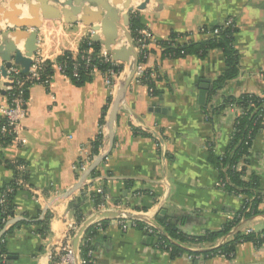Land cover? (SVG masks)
Returning a JSON list of instances; mask_svg holds the SVG:
<instances>
[{
  "label": "crops",
  "instance_id": "crops-1",
  "mask_svg": "<svg viewBox=\"0 0 264 264\" xmlns=\"http://www.w3.org/2000/svg\"><path fill=\"white\" fill-rule=\"evenodd\" d=\"M28 2L0 0V29L8 25L13 31H23L19 37L8 36L23 54L33 32L36 49L32 58L40 56L52 64L65 51L75 57L80 42L88 36L91 40L94 31L80 21L81 12L75 22H65L63 18L41 19L40 11L36 16L30 14L32 0ZM143 2L145 7L134 11L155 39L145 62V67L155 74L152 77L155 92L132 78L118 106L112 144L108 137V113L128 71L126 62L116 60L122 70L112 94L99 72L90 81L75 85L67 76L54 71L47 87L40 83L28 87L23 120L27 143L23 147L9 145L1 152L6 160L18 158L25 163L27 182L34 189L16 192L14 212L1 230L5 234L10 264H50L49 256L64 239L68 227L74 223L80 227L89 217L90 221L104 220L93 242L90 255L93 264H192L186 255L172 258L156 248L152 237L136 226L122 231L117 217L98 215L97 212L105 209L94 210L79 190L65 196L101 153L105 157L94 169L95 174L88 176L85 195L88 188L91 191L101 188L128 212L157 215L163 209L164 216L187 236L218 231L239 210L240 197L216 186L219 170L209 150L215 154L224 151L239 112L237 107L219 108L223 98L242 93L264 95V0H131L130 4L136 6ZM49 4L61 13L66 10L54 2ZM115 6L120 16L126 12L122 3ZM91 9L96 10L95 6ZM3 10L8 19L3 18ZM227 18H232L237 27L233 44L239 56V72L211 92L213 81L225 67L220 49H211L204 57L189 54L171 58L162 55L159 41L171 32L189 33L195 40L205 38L207 34L200 32L203 28L217 26ZM10 20H23L27 25L17 28L14 23L10 25ZM33 20L39 21L36 28L28 25ZM119 23L122 24L121 19ZM116 43V46L126 43L120 27ZM0 46L6 52L9 41L0 40ZM202 79L209 80V87L204 103L200 104L198 86ZM109 95L112 99L104 115L103 142L99 153L93 155L91 143L100 131L99 121ZM83 147L89 150L91 159L79 170ZM245 165V178L249 175L258 178V212L240 220L233 228L236 231L232 229L230 234L213 241H186L182 245L193 251L210 250L235 233L264 231V119ZM13 175L10 167L0 163V193ZM74 207L81 208V221L76 219ZM46 214H49L48 233L41 236L36 231V223ZM198 260H203V264H264V244L256 246L250 240L242 241L235 245L232 259L201 256Z\"/></svg>",
  "mask_w": 264,
  "mask_h": 264
},
{
  "label": "trees",
  "instance_id": "trees-1",
  "mask_svg": "<svg viewBox=\"0 0 264 264\" xmlns=\"http://www.w3.org/2000/svg\"><path fill=\"white\" fill-rule=\"evenodd\" d=\"M129 30L132 38H135L136 32L138 29L143 28L138 12L130 13L129 20ZM217 30L216 34H210ZM201 34L206 33L207 36L201 39H192L189 37V33H177L171 32L170 35L164 39L159 41V44L163 48L162 55L168 56L171 58L183 57L186 55H198L200 57H204L209 50L211 49H220L222 51L224 57V70L221 74L213 81V87L211 92L216 91L221 88L228 80L237 76L238 69V52L234 47L233 41L234 36L237 32V27L235 25L224 26L223 23L211 27V28H203ZM89 49L91 51L89 52ZM100 49V44L92 42L89 38H84L79 45L78 53L75 57L69 51H65L63 54L56 58V63L63 67L64 72L69 77L70 81L75 85H80L85 82L90 81L93 78L92 69L96 67L98 70L105 71L108 68H112L114 70H122V65H111L109 62L103 61L100 57H98V52ZM89 58L88 62L87 59ZM139 62L141 59L138 60ZM76 67V74L73 75L74 68ZM54 71L52 68V63L50 61H45V68L43 71V78L52 77ZM141 83L147 84L148 87H152L153 89V78L149 75V69H146L145 74L140 78ZM28 87L24 94L27 96ZM153 89V94H154ZM112 97L109 95L106 100V105L103 109V113L101 115L99 126L100 128L104 124V115L108 108V104L110 103ZM234 105L239 107L242 110V113L237 115L234 119L231 132L229 134V139L224 151L221 154H215L213 150L210 148V153L213 161L215 162L218 170H219V178L228 177V180L225 182L223 189L233 192L236 195L241 194V205L239 210L236 212L234 217L227 221L223 227L218 231L207 232L198 236H187L177 224L171 220H169L164 215L160 216V218L156 219L158 223V227H160L165 236L160 233L159 238L151 236L153 239L152 244L155 245L157 242L160 243L158 249L167 250V253L170 257H179L182 255H192V256H221L228 258V254L233 252L235 245L242 241L250 240L256 246L261 245L262 239L257 238L254 233H245L239 234L235 233V235L228 239L227 241L219 244L218 246L204 251H193L182 245L183 242L189 241L193 243H200L203 241H213L218 237L224 234H230L232 228L238 226L239 220L237 216L243 215L244 218L248 215L256 214L258 212L257 204L260 200L259 193L256 191L258 186V178L255 175H249L248 178L243 177L246 176V166L243 165L240 170H236L235 166L239 162H243L246 164L248 162V156L250 152V148L252 146L253 140L260 129L263 127V119H264V95L262 97L252 94V93H242L239 96H227L223 98L221 105L219 108H223L226 106ZM203 105L202 107H204ZM218 108V109H219ZM103 142V134L101 131L97 133L94 140L91 143L90 153L96 155L99 153V148ZM8 139L2 140L0 143L1 146H7ZM0 151V160L3 165L10 167L13 170V178L10 182L6 183L1 189L0 195L4 192L6 193L5 204H0V231L4 228L5 224L3 222V218L6 216L9 217L14 212V204L13 197L18 190L25 189L22 186L17 185V178L22 177L27 182L26 170L21 172L18 171L16 165L19 163H24L21 159L16 158L14 162L6 160L2 157ZM25 164V163H24ZM95 174V170L91 172V176ZM28 183V182H27ZM11 187L12 190L5 191L7 187ZM87 185H84L79 193L81 196L87 199L85 195V189ZM104 191V190H103ZM92 198L94 199L92 205H96L100 199L99 195L94 196V191L90 193ZM248 201V204L246 200ZM75 201V200H74ZM73 202V201H72ZM70 203V205L72 204ZM249 205L250 210L245 211V206ZM80 207H74V215L78 221L83 219L82 211H80ZM48 219L49 214H46L44 218L40 221H37V229L36 231L44 236L48 233ZM104 220L100 221V225L90 224L84 231V234L81 238L79 244V256L85 260L83 264H93L91 257H89L88 253L94 247L93 242L99 236V227H103ZM136 227L144 230L143 223L137 222ZM236 231V229H235ZM233 232V231H232ZM264 232V231H261ZM1 239H5V234L1 235ZM162 240L166 242V246H163ZM6 242V239H5ZM5 242L1 244V253L7 256V252L5 249ZM170 247V249H169Z\"/></svg>",
  "mask_w": 264,
  "mask_h": 264
},
{
  "label": "built area",
  "instance_id": "built-area-1",
  "mask_svg": "<svg viewBox=\"0 0 264 264\" xmlns=\"http://www.w3.org/2000/svg\"><path fill=\"white\" fill-rule=\"evenodd\" d=\"M224 26H230V25H235L234 21L232 18H227L223 22ZM217 30H214V32L210 34H216ZM89 38V36L87 37ZM132 42L134 44V48L136 50V53L138 55V60L141 59V61H138L137 67L135 74L133 78L135 79L136 82H141L140 78L145 74L146 67H145V62L147 58L150 55V45L155 42L154 36L151 32V30L147 28H141L138 29L135 35V38H132ZM91 49H89V52ZM98 57H100L103 61L111 63V65H118L116 60H114L110 54L109 51H107L103 46L100 47L99 52H98ZM89 58L87 59L88 62ZM76 65L74 68L73 75L75 76L76 74ZM45 68V61L40 57V56H35L33 57V61L31 66L29 67V70L26 74H23L19 67L16 65L12 64L8 69H7V77L0 79V143L4 139H8V144L17 146V147H23L27 143V138L25 136V127L23 124V120L26 116L27 112V96L24 94L26 91V88L29 87L30 85L34 83H40L43 84L44 86H48L51 78H43V71ZM53 71H57L65 76L66 73L63 70V67L58 65L57 63L52 64ZM92 74L99 72L103 76L104 80V85L105 87L109 90V93L112 94L114 91V87L116 86V78L119 76L121 70H114L112 68H108L105 71L98 70L96 67H93L92 69ZM149 75L153 77L155 74L154 72L149 71ZM68 77V76H67ZM69 78V77H68ZM2 89H5L4 93H2ZM230 107H237L234 105H230ZM239 109V112L237 115L242 113V110ZM103 127V126H102ZM102 127L100 128L101 133L103 134V129ZM209 145V143H208ZM7 146H1L0 145V151L4 149ZM89 156V150L85 147L82 148V154L81 157L79 158V170H82L85 168V166L88 163V160H90ZM15 160H12L14 162ZM1 163V160H0ZM245 165L243 162H239L235 168L236 170H240L241 167ZM246 166V165H245ZM16 168L18 171H25L26 170V165L24 163H19L16 165ZM243 177H246L243 175ZM228 180V177L225 178H218L216 182V186L220 187L223 189L225 182ZM17 185L22 186L26 189L29 190H34L22 177L17 178ZM12 188L9 186L5 191H10ZM94 191V196L99 195L100 201L96 204L93 205L94 210H100V209H112V210H123V204L121 202H115L112 201L108 194L103 191L101 188H95ZM89 188L87 189L86 195L87 199L93 203L94 199L90 195L92 192ZM6 193H2L0 195V204L3 205L6 202L5 199ZM240 199H242L241 194H238ZM248 200H246L247 204ZM245 206V211L250 210V206L247 205ZM138 213V212H135ZM142 213V212H141ZM147 216V219L145 221H141L143 223V228L146 231L147 234L153 235L156 238H159L160 231L156 228V214L154 213H149L145 212L142 213ZM9 217L3 218V222L5 226L7 225ZM238 220H242L244 218L243 215H238L237 216ZM118 219V225L122 231L127 230L130 227H135L137 225V220L135 219H128L125 217H117ZM90 224H97L98 226L100 225V220L96 221H89L87 226ZM86 226V228H87ZM79 228V225L74 223L73 225H70L68 227L67 233L64 236V239L62 242L54 248V251L51 252L49 256L50 264H83L85 263V260L79 256V246L77 247V250H74L73 245H72V238L76 234L77 230ZM233 229V228H232ZM235 231V229H233ZM253 233V232H249ZM84 232L80 235L82 238ZM257 238L262 239V243L264 244V232H258L254 233ZM1 238V236H0ZM81 241V239H80ZM5 242V239L0 240V247L1 244ZM163 246H166V242L162 240ZM160 245L159 242L155 244V247L158 248ZM170 249V247H169ZM164 252H167V250H164ZM89 257L91 255V251L88 253ZM233 252L228 254L229 259H232L233 257ZM186 257L189 260L193 259H198V256H192V255H186ZM223 257V255H221ZM225 258V257H224ZM0 264H10L9 259L6 257L5 254L1 253L0 249Z\"/></svg>",
  "mask_w": 264,
  "mask_h": 264
},
{
  "label": "water",
  "instance_id": "water-1",
  "mask_svg": "<svg viewBox=\"0 0 264 264\" xmlns=\"http://www.w3.org/2000/svg\"><path fill=\"white\" fill-rule=\"evenodd\" d=\"M28 1L30 0H26V2ZM130 1L131 0H112L111 2L109 0H32V4L29 5L30 14L32 16H36L38 15V11H40L41 19L63 18L65 22H75L76 15L81 12L82 15L80 16V21L85 26H91L92 30L94 31V34H92L91 36V41L102 44L105 49L110 52L114 60H120L127 63L128 71L125 74L123 80L121 81L115 96L113 97V102L108 113V137L111 144L114 139V121L117 115L119 103L126 93L128 85L135 74L136 67L138 64V55L132 42V36L130 31H128L126 27L129 26L130 13L133 12L134 9L144 8L145 3L143 2L136 6H133L130 4ZM49 2H54L60 5L61 7H64L66 10H63V13H61L56 7L53 8V6L49 4ZM119 3H122V8L126 9V12H124L121 16L119 15L120 10L115 6ZM91 6H95L96 10H92ZM1 10L2 9L0 8V11ZM3 18H9L6 11L4 10ZM120 19L122 21V24L119 23ZM8 22L10 23V25L11 23H14L17 28H22L27 25L26 22H24L23 20L19 22H13L12 20H10ZM95 22H98L99 25H92ZM38 24V20L28 21V25H30V27L32 28H36ZM118 27H120L124 31V35L126 37V43L121 46H116ZM2 29H0V40L2 41L3 39H7L9 41V46L6 52H3L0 46V59L2 60V64L0 65V76L6 78L7 69L12 64L18 65L21 68V72L23 74H26L32 64V55L36 49V33L33 32L30 34L31 40L29 41V44L26 45V52L25 54H23L19 49L16 48L14 41L8 39V36L10 34H14L19 37L22 35L23 31H13L12 28L8 25L4 26V28ZM198 87V100L200 104H203L205 93L209 87V80L202 79ZM4 91L5 89H2V93H4ZM104 157L105 153L97 155L96 158L92 161V163L82 172L78 181L69 190L65 192V196H68L73 192L80 190L84 185H86L88 176L100 164V162H102ZM97 213L100 216L125 217L128 219H135L139 221H145L147 219V216L145 214L128 212L124 209H105ZM164 214L165 210L162 209L159 211V213H157L156 218L158 219ZM90 219L91 217L85 219L78 228L76 234L74 235L72 240L74 250H77L80 235L85 231ZM156 228L160 231L162 235H166L160 227L156 226ZM144 232L146 234V231ZM2 234L3 231H0V236ZM8 259L10 258L8 257ZM203 263V260H192V264Z\"/></svg>",
  "mask_w": 264,
  "mask_h": 264
},
{
  "label": "rangeland",
  "instance_id": "rangeland-1",
  "mask_svg": "<svg viewBox=\"0 0 264 264\" xmlns=\"http://www.w3.org/2000/svg\"><path fill=\"white\" fill-rule=\"evenodd\" d=\"M134 11V10H133ZM134 12H136V10L134 11ZM234 21V20H233ZM235 23V22H234ZM236 26V25H235Z\"/></svg>",
  "mask_w": 264,
  "mask_h": 264
}]
</instances>
